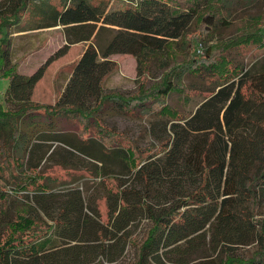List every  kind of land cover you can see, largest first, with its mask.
I'll return each mask as SVG.
<instances>
[{
	"label": "trees",
	"instance_id": "trees-1",
	"mask_svg": "<svg viewBox=\"0 0 264 264\" xmlns=\"http://www.w3.org/2000/svg\"><path fill=\"white\" fill-rule=\"evenodd\" d=\"M248 1L0 0V79L9 80L0 98V200H10L0 206V264H79L111 240L138 247L134 264H163L208 238L203 264H264V219L256 217L264 206V62L255 69L233 57L264 50L263 16H232ZM57 26L66 44L22 73L13 34ZM204 40L199 56L193 48ZM79 42L88 46L59 100L33 101L47 67ZM114 54L137 59L136 92L105 90ZM155 68L162 74L152 81ZM185 74L210 93L192 112L169 102L179 93L186 106L197 91ZM108 107L156 118L158 142L141 145L105 123ZM52 165L106 182L108 220L74 179L45 171ZM139 220L150 222L141 239L131 230ZM253 243L249 257L236 251Z\"/></svg>",
	"mask_w": 264,
	"mask_h": 264
},
{
	"label": "rangeland",
	"instance_id": "rangeland-1",
	"mask_svg": "<svg viewBox=\"0 0 264 264\" xmlns=\"http://www.w3.org/2000/svg\"><path fill=\"white\" fill-rule=\"evenodd\" d=\"M243 15H259L264 18V0L245 2L242 9L240 8L234 11L232 16L238 18ZM208 22L213 24V19H209ZM235 30L236 27L233 25L226 31V35L230 36ZM12 42V61H19L21 63L20 71L25 74H30L36 71L52 54L63 47L66 44V39L62 28L57 26L43 30L30 31L28 34L20 32L14 33ZM87 46V42L75 43L71 45L69 51L65 55L54 60L47 67L43 77L36 84L31 99L39 103L55 104L59 100L68 82L72 63L80 57ZM208 46V41L204 40L201 41L198 46H195L193 50L197 52V55L201 56L205 54ZM249 48L250 47H247L239 52H233V57L247 67L256 69L264 62V50L259 51ZM187 49L186 53L192 51L190 47ZM111 58L117 62L118 68L106 79L105 90L107 92L118 91L124 94L136 92L138 89L137 59L124 54H114ZM161 74V69L155 68V77H152L151 80H158ZM182 81L184 84L195 88L197 91L192 94L186 106L184 104L185 97L179 93H172L169 97V102L179 107L180 110L185 108L186 111H195L210 94L206 91L208 87L201 78L194 77L190 74H185ZM8 82L9 80L7 79H0L1 99L5 98L4 93L8 86ZM100 117L105 123L124 131L141 145L146 146L153 142H158L156 136L150 130L151 122L156 120V118L131 117L111 107L103 111ZM58 126L60 127L62 125L58 123ZM0 159L5 160L4 155H1ZM4 163L5 162H3V164ZM45 171L47 173L52 172L62 178L66 177L68 180L74 179L77 182L76 184L82 188L87 204L92 206L97 205L102 213L103 220H108V205L106 200L108 188L106 182L102 181L100 178L91 177L85 171H66L58 165H52L50 169H46ZM107 182L111 186L115 185V181L112 179ZM3 186L6 187V182L0 175V189L3 188ZM9 202L10 200H8V202L6 200H0V206H7ZM256 217L258 219H264V206L259 210ZM148 226H150L148 220H139L131 227L133 235L141 239ZM106 244L107 248L104 254H99L98 251L91 250V253L83 257L84 261L79 264H134L138 258V247L136 245L124 242L116 243L115 240L107 241ZM193 244L194 247L188 250L187 255H185V253L188 244H183L181 248L182 252H184L183 255H180L177 251H172L169 255L163 256V264H203L202 261H200L202 256L208 251L212 252L209 238L207 239V244L204 240H197ZM256 247V243L241 245L236 248V251L241 255L249 257ZM216 256L217 255L214 254V257ZM150 264L159 263L153 260Z\"/></svg>",
	"mask_w": 264,
	"mask_h": 264
}]
</instances>
